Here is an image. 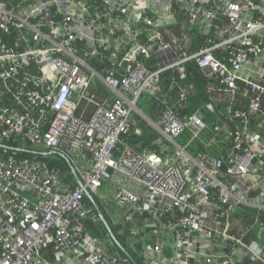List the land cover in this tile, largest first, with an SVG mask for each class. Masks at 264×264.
Masks as SVG:
<instances>
[{
	"label": "built area",
	"instance_id": "1",
	"mask_svg": "<svg viewBox=\"0 0 264 264\" xmlns=\"http://www.w3.org/2000/svg\"><path fill=\"white\" fill-rule=\"evenodd\" d=\"M180 15L190 31L206 26L193 53L166 30ZM0 34L8 37L0 41V264H137L82 225L98 217L85 192L98 202L115 175L142 188H117L112 202L123 208L107 218L130 235L141 264H235L239 250L260 258L258 242L243 237L264 238V0H0ZM105 55L160 61L117 79L91 67L88 56L106 63ZM190 62L207 80L212 127L199 112L179 118L157 95L161 76L174 70L182 81ZM96 78L115 95L108 106L90 92ZM174 91L183 106L195 95L187 83L173 82ZM145 95L163 106L160 154L121 143ZM83 101L95 105L88 121L77 116ZM196 142L213 156L192 155ZM86 154L84 167L75 158ZM41 156L63 159L73 180Z\"/></svg>",
	"mask_w": 264,
	"mask_h": 264
},
{
	"label": "crops",
	"instance_id": "2",
	"mask_svg": "<svg viewBox=\"0 0 264 264\" xmlns=\"http://www.w3.org/2000/svg\"><path fill=\"white\" fill-rule=\"evenodd\" d=\"M153 6H155V3H153ZM182 21L183 22H181L180 24H182L183 26L184 23H187L186 17ZM171 28H174V26H172ZM171 28H168L166 30L169 31L171 36L173 35L176 38V40L179 39L181 41L184 37V42H185L186 47H189L192 44L193 37L187 34V32H190V30L184 29L185 30L184 32V30L181 31V29L176 28L180 31V34H178ZM205 29H206L205 25H197L195 26V28H193L192 32L194 34L196 33V34L202 35V31H204ZM105 56L107 60H110L114 63L123 62V58H122L123 55H105ZM151 57L154 58L155 65L157 67V65L159 64L160 58H158L156 55H151ZM183 80H185V78ZM183 82L187 83L185 81ZM188 84H191V83H188ZM90 92L91 94H94L97 97L98 103L104 106H108L113 100V98L115 97L114 93L109 88H107L98 78L94 79L90 87ZM157 95L158 96L160 95L169 96L168 93L165 91V89H163L162 91H159ZM140 99H142L141 100L142 106L141 107L138 106L139 105L138 103L140 101L139 100L137 103V111L131 115L130 136L127 139L126 138L123 139L124 140L123 145L131 149L132 152L140 154V155L149 154V153L160 154L164 150L165 146H167V141L162 137L160 131L158 130L159 127L161 126L160 121H161V115H162V107L158 103L156 97L154 98L151 95H145L141 97ZM215 102L217 103L216 108L218 110L220 109L224 110V107H223L224 104L218 103V100L216 101V99L213 97V103L215 104ZM94 112H95V105L88 103L86 101H83L80 103L78 107L77 116L81 118L82 120L88 121L93 116ZM192 114L194 113H191V115ZM190 137H191V132H190ZM187 138L188 139H185V141L183 142H186L190 139L188 134H187ZM126 142H128V145ZM129 143L131 145H129ZM180 143H182V141H180ZM190 151L197 152L198 149L195 147L194 150L190 149ZM214 152H215L214 149L213 151L212 150L208 151V153L211 156H213ZM117 155H119V152L117 153ZM85 156L86 157L84 159L78 160V163L80 165L82 164V166L84 167H87L90 164V156L87 154ZM71 173L72 172L70 171V176H68V178H70V180L72 181L73 174ZM117 188H124L127 191H130L137 195L141 194L142 192V188L136 183H134L133 181L126 179L125 177L121 175H115L113 181L107 183L106 186L104 187V191L103 190L99 191L98 196H97L98 202L103 208V210L105 211V216L107 218L109 215L111 217L114 216L110 212V210L107 208V203L112 201L111 194ZM120 208H123V207L120 206ZM255 233H256V230H255ZM252 240H255L256 242H258V244L262 247L261 253L259 255L260 258H253L252 255H250V253L248 254V252H245V251L241 252L239 250L237 251L235 255V258H236L235 264H264V247H263L264 238L259 239L257 235L255 234V236L253 235ZM211 247L212 246H209V245L207 246L208 253L209 252L212 253L214 252V250L217 251L215 248L213 247L211 248Z\"/></svg>",
	"mask_w": 264,
	"mask_h": 264
},
{
	"label": "trees",
	"instance_id": "3",
	"mask_svg": "<svg viewBox=\"0 0 264 264\" xmlns=\"http://www.w3.org/2000/svg\"><path fill=\"white\" fill-rule=\"evenodd\" d=\"M184 18L185 17L183 15H180L179 18L176 19L177 24L180 25V23L183 22L182 20ZM178 25H176V27ZM176 27L171 28V29L174 30L176 33L180 34V31L178 29H176ZM177 28H179V27H177ZM184 32H185V30H184ZM187 34L191 35V37H193V38H192V44L186 48L189 52L193 53V52L197 51L203 45L204 36L195 35L196 33L194 34L192 31L187 32ZM7 38L8 37L0 34V41L7 43V45H8V39ZM174 41H176L178 43L181 42L179 39H177V40L174 39ZM216 57L222 59V55H218V53H216ZM119 58H120V56H119ZM122 58H124V55ZM88 60H89L91 67L95 71L101 72L105 68H108L115 73V76L117 79H120L121 75H126L127 73H129V71L133 68V66L136 63L144 64V66L150 71H154L156 69L155 60L153 57H149L148 59H146L141 55L135 56V58L133 60H130V61H126V62L123 61V62H116V63L111 62V61H107L106 63L101 62L99 59L90 58L89 56H88ZM186 68H187V74L185 76V80H183V81L187 82V84L193 83V85L196 86V87L194 86L195 87V95L189 99L188 107L183 106L181 103L178 102L175 91L173 93L169 94V96L166 98V102L168 105H174V110L176 111L179 118H184V117L191 115V113L199 112L202 114L204 122L208 126H213V124H214L213 116L204 107L205 104L207 103L208 97H209V95H206V93H205V86L207 84V80H205L203 78L201 72L199 71V69L197 68V66L194 62L188 63L186 65ZM174 78H175V80H174ZM183 81L179 80V75L177 74L176 71H174V70L168 71L161 76V81H160L161 89L162 90L165 89V91L168 92L167 89H169V87H171V84L173 82L179 85L180 83H184ZM159 104L161 105V103H159ZM224 106H225V104L223 105V107ZM161 107H163V106L161 105ZM187 134L189 135V138H190V131L186 130L184 135L181 138V141H185V139H188ZM129 136H130V133L128 134V136H124L121 138L122 145L124 144L123 139H125V138L127 139ZM126 143L128 145V142H126ZM122 145L120 147H122ZM129 145H131V144L129 143ZM194 147H197L199 153H202V156H211L208 153V149L205 148L204 145H200L198 142H196V144H194ZM209 150L213 151V149H209ZM60 160H63V159H58L56 161H60ZM65 163H64V165H65ZM61 173H63V172H61ZM64 175H65L66 181H68V180L71 181L70 178L67 177L68 174H64ZM69 175H70V173H69ZM85 200H86V202H85L86 205H88V206L92 205L88 199L85 198ZM96 203L98 204L100 210L102 211V213L105 217V220L109 223L107 217L104 214L105 211L103 210V208L101 207V205L97 201H96ZM96 214L97 213L95 212V215ZM90 224H93L96 227V229H94L92 231L89 227ZM82 225H83L84 230L88 234H90L93 238L99 239L105 243H109V242L113 243V241L110 238L106 228L101 223V221L99 220L98 217H96L95 220H92V219L82 220ZM108 225H109L113 235L115 236V238L118 236L124 237V238L126 237L127 241L129 242L130 235L125 230H123V232L121 233V231H120V229L122 228L121 226L113 227L112 225H110V223ZM114 231L117 233V236H116V234H114ZM236 234L238 236L242 235L240 233H236ZM253 235L255 236L254 232H250V233L246 234L243 237V241L246 244L250 243ZM110 253L111 254H117L121 259H126L125 254L116 246L115 243H113V246H111ZM132 256L135 258L134 260L137 264H141L139 259H137L136 255L133 254Z\"/></svg>",
	"mask_w": 264,
	"mask_h": 264
},
{
	"label": "rangeland",
	"instance_id": "4",
	"mask_svg": "<svg viewBox=\"0 0 264 264\" xmlns=\"http://www.w3.org/2000/svg\"><path fill=\"white\" fill-rule=\"evenodd\" d=\"M183 27H184V29H186V30H189V25L187 24V23H184L183 24ZM178 48V47H177ZM180 49V48H179ZM141 100L142 99H140V101H139V107H141L142 105H141ZM209 127H212V126H209ZM191 153H192V155H196L195 154V152H192L191 151ZM214 154V153H213ZM40 159L41 160H44V161H46V162H48V163H50L52 166H54V167H56L57 169H59L61 172H63L62 174L64 175V174H69L70 173V169H68L69 167H68V164L67 163H65L63 160H60V161H56V159H53L52 161H50L51 160V156H41L40 157ZM63 161V162H62ZM75 161H77L78 162V158H75ZM64 163H65V165L68 167H66L65 165H64ZM101 190H103L104 191V187L101 189ZM100 190V191H101ZM107 208L110 210V212L114 215V217H117V214H119L120 215V213H121V209H120V206L119 205H117L116 203H114V202H109V203H107ZM89 227H90V229L93 231L94 229H96V227L93 225V224H90L89 225ZM114 234H116V236H117V233L114 231ZM116 240H117V242L120 244V246H121V248L122 249H124L126 252H129L130 254H137L136 253V251L132 248V246L130 245V243L127 241V238L125 237H120V236H118V237H116Z\"/></svg>",
	"mask_w": 264,
	"mask_h": 264
},
{
	"label": "water",
	"instance_id": "5",
	"mask_svg": "<svg viewBox=\"0 0 264 264\" xmlns=\"http://www.w3.org/2000/svg\"><path fill=\"white\" fill-rule=\"evenodd\" d=\"M217 167L220 171L224 172L225 171V166L224 164L222 163L221 159H218L217 161ZM73 172V171H72ZM75 177V181H76V184L77 185H81L79 179L77 178V176H74ZM85 196L86 198L90 201V203L92 204V206L94 207L95 209V212L97 213V216L99 217V220L101 221V223L104 225V227L106 228L110 238L112 239V241L116 244V246L125 254V256L129 259V261H133L132 258L128 255V253H126V251L124 249L121 248L120 244L117 242L115 236L113 235L107 221L105 220V217L102 213V211L99 209V207L97 206V204L94 202V200L92 199V197L88 194V192H85ZM135 248L137 250H139L140 246L139 245H136ZM127 264V263H125Z\"/></svg>",
	"mask_w": 264,
	"mask_h": 264
}]
</instances>
